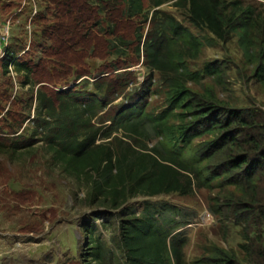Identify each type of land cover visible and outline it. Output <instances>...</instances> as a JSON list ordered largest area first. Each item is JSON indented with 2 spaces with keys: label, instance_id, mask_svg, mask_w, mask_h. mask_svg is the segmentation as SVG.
Returning a JSON list of instances; mask_svg holds the SVG:
<instances>
[{
  "label": "trees",
  "instance_id": "1",
  "mask_svg": "<svg viewBox=\"0 0 264 264\" xmlns=\"http://www.w3.org/2000/svg\"><path fill=\"white\" fill-rule=\"evenodd\" d=\"M43 1V10L31 21L37 40L10 44L2 60V75L10 76L13 66L23 78L22 87L33 93L22 112L19 99L11 101L12 77L0 84V157L20 160L42 143L53 167L87 187L90 203L122 210L114 217L124 264H185L188 240L183 229L191 224L151 203L137 214L127 207L132 199L186 196L217 183L228 192L223 207L242 227L243 243L238 251L213 245L199 263L264 264V111L230 108L214 89L200 92L191 86L220 75L223 68L210 63L203 71L190 69L189 60L199 57L204 44L174 17L157 10L174 0H152L156 10L151 15L143 0ZM187 1L198 29L221 41L239 36L246 63L255 66V77L264 84V17L249 5ZM149 18V32L138 37L137 48V20L145 24ZM142 46L146 64L160 73L166 89V105L158 114H146L139 103L123 109L114 105L137 84L132 68ZM36 49L42 56L31 54ZM87 60L100 66L86 65ZM71 84L73 88L59 90ZM90 85L95 92L87 94ZM108 122L110 129L101 133ZM27 128L29 138L23 134ZM112 130L122 131L139 149L119 138L108 141ZM158 139L149 149L147 143ZM9 174L0 165V178ZM12 195L16 203H32L25 192ZM89 225L92 263L114 264L119 255L100 236L94 237L97 229Z\"/></svg>",
  "mask_w": 264,
  "mask_h": 264
},
{
  "label": "rangeland",
  "instance_id": "2",
  "mask_svg": "<svg viewBox=\"0 0 264 264\" xmlns=\"http://www.w3.org/2000/svg\"><path fill=\"white\" fill-rule=\"evenodd\" d=\"M143 1L146 12L153 14L156 9L152 8V0ZM221 1L227 4L252 6L257 14L264 17V0ZM44 6L43 0H0V24L11 20L10 44H15L17 40L25 44H29L31 39L37 40L33 36V31L35 32L37 28L30 26L29 23L33 14L43 10ZM157 10L161 14L174 17L203 42L199 57L188 62L192 71H203L210 63H218L223 68L220 75L206 76L199 84H192L195 90L204 92L212 88L218 98L233 109L258 108L264 111V84L255 77V66L246 63L238 35L232 34L225 41H221L209 30L198 29L191 22L190 5L187 0L166 2ZM143 21L137 20V48L138 37L146 36L150 29L151 19L149 18L145 24ZM31 54L42 56L37 49ZM88 64L100 66L96 61L87 60L86 65ZM132 70L136 74L137 84L129 87L124 99L114 103L116 108L123 109L139 103L146 114H158L164 110L166 89L160 73L151 70L146 64L143 46L141 58L139 59L137 54V66ZM8 79L10 76L2 75L0 59V84H4ZM9 82L11 101L19 99L18 109L26 111L24 102L32 97L33 92L30 87H22L21 76L17 75ZM39 87L38 85L34 89L31 119L36 114L38 105L36 92ZM73 87L74 84H71L59 90ZM81 88L82 86L79 89ZM85 91L87 94L95 92L92 85ZM9 106L7 105V108ZM108 110L109 107L95 118L94 122ZM28 123L29 121L25 127ZM28 128L23 134L29 138L31 130ZM106 129H110L109 122L101 133ZM115 138L136 147V143L125 138L122 131L112 130L108 141ZM161 140L148 142L149 149ZM41 146L42 143L36 144L32 151L20 160L11 162L7 157H0V165L5 166L10 172L8 176L0 178V264H93L88 250L90 223L97 229L94 237L100 236L118 256L120 239L118 221L114 216L122 210L113 211L90 203L87 187L62 174L58 167H53L51 156L47 155L45 148ZM262 185L264 186V178ZM12 192H25V197L30 198L32 203L23 205L16 203ZM227 195V191H222L217 183H214L211 188H196L192 194L186 196L180 194L138 196L132 199L127 207L140 214L147 203H151L163 214L172 211L176 216L191 220V224L183 229L188 240L184 247L185 264H200L213 245L238 251L240 244L243 243L242 227L235 223L231 214L223 207V199ZM36 226L40 227V230L34 231ZM114 264H124L122 255L116 258Z\"/></svg>",
  "mask_w": 264,
  "mask_h": 264
},
{
  "label": "built area",
  "instance_id": "3",
  "mask_svg": "<svg viewBox=\"0 0 264 264\" xmlns=\"http://www.w3.org/2000/svg\"><path fill=\"white\" fill-rule=\"evenodd\" d=\"M35 15H36V12L33 14L32 19L34 18ZM29 25L31 26V22L29 23ZM10 26H11V20L7 21L6 23H3L2 25L0 24V59L1 60L4 59L6 48L10 45V40H11ZM28 50H29V47H27L26 50L23 51L20 56H22ZM9 69H10V76L12 78H16L17 73L14 72L13 66H10Z\"/></svg>",
  "mask_w": 264,
  "mask_h": 264
}]
</instances>
